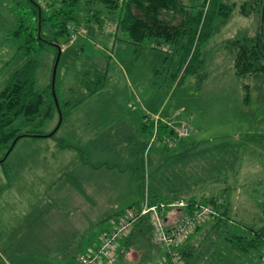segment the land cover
<instances>
[{
    "label": "rangeland",
    "instance_id": "1",
    "mask_svg": "<svg viewBox=\"0 0 264 264\" xmlns=\"http://www.w3.org/2000/svg\"><path fill=\"white\" fill-rule=\"evenodd\" d=\"M58 1L33 3L48 12ZM182 1L190 7V14L197 17L205 12L208 4L205 7L203 4L209 0ZM247 1L222 0L235 5V10L219 31L218 10L212 11L208 30L213 32L199 40L198 63L194 61L195 66L187 72L185 65H180V54L170 44L154 39L142 46L129 44L126 34L116 31L115 21L109 20L105 10L80 3L70 24L80 34L73 40L69 37L61 46L55 90L59 100L76 99L81 77L89 70L105 71L106 85L62 120L55 137H51L55 140L20 139L5 162L7 170L0 168V264L76 263L79 255H86L79 254L84 248L80 246L78 251L67 254L62 250L69 248L67 242L81 238L84 241L88 236L94 244L100 233L124 219L129 207L141 202L148 179L139 177L135 171L140 148L152 138L141 129L145 116L158 115L160 124H168L174 132H179L180 124L188 131L185 137H175L169 145V139L163 143L157 137L154 139L145 157L149 161L147 174L154 168L159 174L163 167L173 163L185 167L199 164L188 196L200 202L203 196L219 195L227 189L225 196L211 204L219 206L223 199L227 200L230 217L239 228L259 229L264 225V101L252 84L250 101L243 102L241 82L234 76L230 54L224 48L231 38L255 34L256 12L248 17L239 12ZM29 3V0H0V89L8 78L16 49L24 42V35L13 38L10 34L20 22L31 25L34 22ZM94 14L100 17L99 21ZM53 57V50L46 47L39 70L41 85L50 80ZM57 125L55 117L41 130L42 135L50 134ZM58 139L77 150L72 155L65 154L64 164L52 163L50 175L40 174L33 166L36 153L45 144H56ZM165 143L169 146L166 150ZM223 159V168L210 171L211 165L217 166ZM90 163L93 165L89 167ZM104 163L112 168L95 170ZM66 166L69 173L58 177L55 171L60 172ZM63 180L71 187L63 188ZM61 200L66 204L71 201L73 206H63L65 202ZM77 220L79 237L74 229ZM122 241H118L119 249ZM130 251V256L129 252L124 257L118 256L115 247L113 264L148 263L149 259H141V249ZM160 259L161 253L149 264H158ZM250 264L258 263L253 260Z\"/></svg>",
    "mask_w": 264,
    "mask_h": 264
},
{
    "label": "trees",
    "instance_id": "2",
    "mask_svg": "<svg viewBox=\"0 0 264 264\" xmlns=\"http://www.w3.org/2000/svg\"><path fill=\"white\" fill-rule=\"evenodd\" d=\"M29 2L34 17L33 24L20 22V26L10 34L13 38L24 35V42L16 49L8 78L4 87L0 89V160L4 158L16 138L18 142L22 138L43 136L41 130L55 117L58 119L51 94V76L47 85H41L39 70L43 65L44 49L50 47L54 52L50 67L52 74L57 54L54 45L61 47L69 41L68 25L74 22V13L81 2L90 7L100 6L105 10L109 20L115 21L116 31L126 34V42L129 44L142 46L150 39L170 44L180 54V65L181 67L185 65L184 72L195 66L194 61L198 63L196 47L199 40L202 37L203 39L209 37L213 32L212 30L209 33L208 30L211 27L212 11L218 10L216 29L219 31L235 10V5H227L222 0L204 1L203 7L207 4L208 7L197 17L190 14L188 11L190 7L182 0H60L48 12L37 7L33 3L34 0ZM253 11L258 18L255 34L251 37L231 38L224 45L230 54L233 74L241 82L245 104L250 101L252 84L257 92H260L259 99L264 101V0H249L239 10L243 17H248ZM94 15L95 20L99 21L100 17ZM106 76L105 71L102 73L86 71L81 77L79 83L81 88L76 99L59 100L55 90L62 120L73 108L103 89L106 85ZM92 77L96 78L95 81L91 79ZM146 118L147 116L143 118L142 132L146 135L149 133L151 137V126H147ZM173 130L168 124H160L156 137L162 143L169 139V145L171 141L174 142L175 137H179ZM147 145L140 148L136 174L148 179L143 193L144 195L147 193L151 204L184 201L190 207L195 204L209 205L214 199L226 195L228 190L224 189L219 195L201 197L200 202L197 198L188 196V192L192 191L191 185L195 183L193 180L199 164L192 163L185 167L173 163L174 165L163 167L159 174H156L154 168L149 179V172L148 174L146 172L149 161L143 160ZM168 147L166 143L163 144L164 150ZM6 160L7 158L0 163V168L4 170H7ZM223 161L224 159L217 166L211 165L210 171L218 172L219 168H223ZM138 204L127 210L135 211ZM211 207L219 214L216 212L205 217L196 224L191 233L187 234L179 247L170 249L154 244L148 217L138 218L129 235L122 239L123 243L121 248L117 249V255L124 257L135 248L137 251L142 250V260L151 261L161 253L160 264H176L172 261V255L179 258L178 264H250L253 260L258 264H264V225L259 229L239 228L230 217V203L228 206L225 199L219 206L211 204ZM188 213L187 209H166L160 217L168 230L170 219H178Z\"/></svg>",
    "mask_w": 264,
    "mask_h": 264
},
{
    "label": "built area",
    "instance_id": "3",
    "mask_svg": "<svg viewBox=\"0 0 264 264\" xmlns=\"http://www.w3.org/2000/svg\"><path fill=\"white\" fill-rule=\"evenodd\" d=\"M68 30L71 40L80 34V31L77 30L76 27H73V25H68ZM145 121L148 122L149 126H151L152 138L150 143L147 145L144 158L146 157L147 151L151 147V143L157 136L159 124L162 123L158 115L149 116ZM180 127L179 132L177 131L178 136L184 137L188 131L183 125ZM166 209H187L189 213L178 219H170V225L167 230L165 228L166 223H164V220L160 217V214H162ZM214 213L215 212L211 206L195 204L190 207L184 201H177L171 204H165L163 202L151 204L147 193H145L143 199L138 204L137 209L135 211H128L124 219H121L120 222L116 223L108 233L102 236L100 238L99 245L93 252L86 255H79L76 264H113L114 260L112 254L116 244L120 239H124L129 235L133 224L142 216L148 217L149 219L153 231L152 239L154 244L163 247H178L185 238L187 232L192 230L197 223L203 221L205 217L214 215ZM178 260L179 258L176 255H172V261L174 263H177Z\"/></svg>",
    "mask_w": 264,
    "mask_h": 264
},
{
    "label": "crops",
    "instance_id": "4",
    "mask_svg": "<svg viewBox=\"0 0 264 264\" xmlns=\"http://www.w3.org/2000/svg\"><path fill=\"white\" fill-rule=\"evenodd\" d=\"M85 105V102H82L80 103L79 105H77L75 108L72 109V111H70V115H72L76 109L82 107ZM141 129H142V125H141ZM89 136H85L83 138H87ZM90 138V137H89ZM53 140H55L54 138H51ZM77 149H75L72 145H70L69 143H66V141L64 142V140H61V139H58L57 143L54 144L53 142L49 145L45 144V146H43V149H41L40 151H38L36 153V158L35 160L33 161V166L35 167V170L37 172H43V173H47V175H50L51 174V168H53L52 166V163H59L60 162V165L64 164V161H65V154L68 153L70 155L74 154ZM10 154V153H9ZM55 154V155H54ZM83 154V152H82ZM9 156V155H8ZM59 157V158H58ZM8 158V157H7ZM81 158V162H84V159H83V156L80 157ZM75 162H78V157H76V161ZM74 162V164H75ZM57 167L59 166V164H56ZM56 165H54V167H56ZM70 165H73V159L70 163ZM83 165H85V163H83ZM93 164H89V167L92 166ZM113 166V165H112ZM97 167V168H96ZM95 167V170L98 171V169H101V168H106V169H109V168H112L111 165L107 164V163H104V165L102 166V164H99ZM62 168V167H61ZM92 168V167H91ZM90 170V169H89ZM58 173V177H62L64 174H67L69 173L68 172V166L66 167H63L60 172L59 171H55ZM136 172V171H135ZM89 173V171H88ZM41 174V173H40ZM57 177V178H58ZM37 178L41 179L42 177L41 176H38L37 175ZM43 180V178H42ZM63 183V188L67 189V188H70L71 187V184L66 180H63L62 181ZM90 184V183H89ZM92 185V184H91ZM63 201V200H61ZM65 202L63 206H66L68 207L69 206H73L71 204V201H69L68 204H66V201H63ZM82 218V217H81ZM82 220L84 221L85 223V219L82 218ZM75 221V220H74ZM69 223V222H68ZM78 220H77V224H74V229L76 231V236L79 237V231H78ZM88 223V220L85 224ZM88 229H89V225H88ZM87 229V230H88ZM110 231V230H109ZM109 231L107 232H104V233H100V235L98 236L99 238H101L102 236H104L106 233H108ZM71 237H73V235H71ZM81 238V237H80ZM87 239L82 241V238L81 239H77L76 241L74 240H71L69 243L67 242L66 245H68L69 248H63L62 250L65 252V253H71V252H74L75 250H79V247L81 246L82 248L84 249H81L83 250L84 252L82 251H79V252H82V253H79V254H88L90 252H92L93 250H95L100 242L99 238L98 241L96 239V242L94 244H91V240L88 238V236L86 237ZM123 243V241H122ZM63 246V245H62ZM76 248V249H75ZM116 248L119 249L118 247V243L116 245ZM78 254V255H79ZM128 256L132 255V251H129V253L127 254ZM119 256V255H118ZM77 259V258H76ZM75 259V260H76ZM160 262V261H159ZM158 262V264H160ZM73 264H76L75 261ZM128 264V263H127ZM146 264H149L146 263Z\"/></svg>",
    "mask_w": 264,
    "mask_h": 264
},
{
    "label": "water",
    "instance_id": "5",
    "mask_svg": "<svg viewBox=\"0 0 264 264\" xmlns=\"http://www.w3.org/2000/svg\"><path fill=\"white\" fill-rule=\"evenodd\" d=\"M38 28L40 29V25L38 26ZM54 47L57 50V54H56V59H55V62L53 64L52 74H51V94H52V98H53V101H54V104H55V108H56L57 113H58V125L56 126V128L50 134L43 135V136H37V137H42V138L43 137L44 138H51L55 134V132L59 129V127L61 125V122H62V117H61V114H60L59 105H58V101H57L56 94H55L56 70H57V66H58V63H59V60H60V57H61L62 50H61V47H58L57 45H54ZM17 140H18V138H16L12 142L11 146L9 147L7 152L5 153L4 158L2 160H0V163H2L3 160L8 157L9 153L11 152L12 148L16 144Z\"/></svg>",
    "mask_w": 264,
    "mask_h": 264
},
{
    "label": "flooded vegetation",
    "instance_id": "6",
    "mask_svg": "<svg viewBox=\"0 0 264 264\" xmlns=\"http://www.w3.org/2000/svg\"><path fill=\"white\" fill-rule=\"evenodd\" d=\"M145 153V152H144ZM144 156V155H143ZM147 157V156H146ZM144 162H146V160H144Z\"/></svg>",
    "mask_w": 264,
    "mask_h": 264
},
{
    "label": "bare ground",
    "instance_id": "7",
    "mask_svg": "<svg viewBox=\"0 0 264 264\" xmlns=\"http://www.w3.org/2000/svg\"><path fill=\"white\" fill-rule=\"evenodd\" d=\"M15 146V145H14Z\"/></svg>",
    "mask_w": 264,
    "mask_h": 264
}]
</instances>
